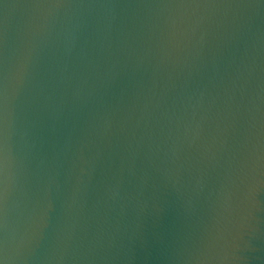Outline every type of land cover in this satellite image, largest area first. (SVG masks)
Wrapping results in <instances>:
<instances>
[{"label": "water", "instance_id": "95a60500", "mask_svg": "<svg viewBox=\"0 0 264 264\" xmlns=\"http://www.w3.org/2000/svg\"><path fill=\"white\" fill-rule=\"evenodd\" d=\"M0 264H264V0H0Z\"/></svg>", "mask_w": 264, "mask_h": 264}]
</instances>
